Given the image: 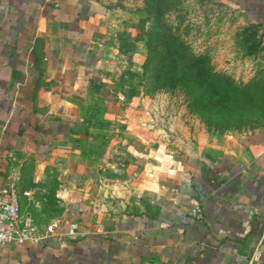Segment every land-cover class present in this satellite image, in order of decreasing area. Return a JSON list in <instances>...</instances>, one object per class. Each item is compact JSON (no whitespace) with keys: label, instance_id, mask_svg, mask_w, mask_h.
I'll return each mask as SVG.
<instances>
[{"label":"crops","instance_id":"1","mask_svg":"<svg viewBox=\"0 0 264 264\" xmlns=\"http://www.w3.org/2000/svg\"><path fill=\"white\" fill-rule=\"evenodd\" d=\"M245 2L264 61V0ZM104 13L99 0H0V186L20 168L33 193L56 173L50 223L64 234L4 247L0 264H264V130L209 142L182 129L118 199L110 183L81 186L78 130L116 95Z\"/></svg>","mask_w":264,"mask_h":264},{"label":"rangeland","instance_id":"2","mask_svg":"<svg viewBox=\"0 0 264 264\" xmlns=\"http://www.w3.org/2000/svg\"><path fill=\"white\" fill-rule=\"evenodd\" d=\"M99 1L116 95L86 110L75 138L88 169L82 187L110 183L118 199L182 129L209 142L264 130L263 32L245 0ZM11 173L22 185L20 168ZM57 178L31 184L23 202L38 224L63 209Z\"/></svg>","mask_w":264,"mask_h":264},{"label":"built area","instance_id":"3","mask_svg":"<svg viewBox=\"0 0 264 264\" xmlns=\"http://www.w3.org/2000/svg\"><path fill=\"white\" fill-rule=\"evenodd\" d=\"M31 194V190H20L19 177L15 173L9 174L0 186V253L4 247L36 244L51 238L58 240L64 236L57 223L38 224L31 213L22 209L21 196ZM75 234V225L65 233L68 236Z\"/></svg>","mask_w":264,"mask_h":264}]
</instances>
